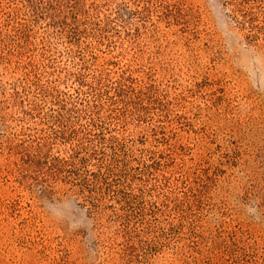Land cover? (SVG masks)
Listing matches in <instances>:
<instances>
[{"label":"rangeland","instance_id":"obj_1","mask_svg":"<svg viewBox=\"0 0 264 264\" xmlns=\"http://www.w3.org/2000/svg\"><path fill=\"white\" fill-rule=\"evenodd\" d=\"M243 1L0 0V264H264V0ZM77 90L124 177L10 160L35 99Z\"/></svg>","mask_w":264,"mask_h":264},{"label":"trees","instance_id":"obj_2","mask_svg":"<svg viewBox=\"0 0 264 264\" xmlns=\"http://www.w3.org/2000/svg\"><path fill=\"white\" fill-rule=\"evenodd\" d=\"M235 2L245 3L243 0ZM236 13L245 18L237 9ZM44 95L42 105L52 98L51 89ZM79 96L80 91L77 90L76 96L69 97V102L64 103L59 112L47 117L39 112L35 113L39 101L36 98L35 104L31 106V113L27 115L28 125L20 132L22 139L19 141L15 139L16 152L9 155L10 160L13 158L18 161L21 168L27 172H35L49 184L56 182L72 184L71 179H79L81 174L94 178L98 175L96 180L104 181L105 178L102 179V176L116 177L123 170L124 177L127 170L121 169L123 163L117 159L120 146L118 133L96 123L100 121L97 114L104 104L101 101L99 105L92 106L88 99L90 95L84 98ZM160 142L159 145L169 147L167 140ZM169 154L167 159L172 158L173 153ZM128 157L133 159L132 155ZM137 158L144 168L145 163L141 157ZM159 159L163 158L159 156ZM40 174L42 176H39Z\"/></svg>","mask_w":264,"mask_h":264},{"label":"clouds","instance_id":"obj_3","mask_svg":"<svg viewBox=\"0 0 264 264\" xmlns=\"http://www.w3.org/2000/svg\"><path fill=\"white\" fill-rule=\"evenodd\" d=\"M248 211H249L250 213H253V212H255V209H251V208H250Z\"/></svg>","mask_w":264,"mask_h":264}]
</instances>
